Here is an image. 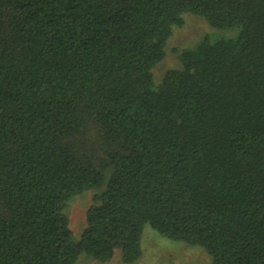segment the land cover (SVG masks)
I'll use <instances>...</instances> for the list:
<instances>
[{
	"label": "trees",
	"instance_id": "16d2710c",
	"mask_svg": "<svg viewBox=\"0 0 264 264\" xmlns=\"http://www.w3.org/2000/svg\"><path fill=\"white\" fill-rule=\"evenodd\" d=\"M184 13L238 32L156 84ZM145 223L264 264V0H0V264L132 263Z\"/></svg>",
	"mask_w": 264,
	"mask_h": 264
},
{
	"label": "rangeland",
	"instance_id": "374dc122",
	"mask_svg": "<svg viewBox=\"0 0 264 264\" xmlns=\"http://www.w3.org/2000/svg\"><path fill=\"white\" fill-rule=\"evenodd\" d=\"M182 25L173 27L172 34L164 47V56L153 68L154 82L162 80L167 70L181 67L180 53L193 48L203 37L211 40L236 36L238 29H216L202 16L184 13ZM95 189H88L72 197L65 209L69 226L75 239H79L86 226V211L93 203ZM141 256L135 262L125 263L120 249L104 262L97 261L86 254L79 255L74 264H212L207 251L194 244L166 238L149 223L143 226L141 236Z\"/></svg>",
	"mask_w": 264,
	"mask_h": 264
}]
</instances>
